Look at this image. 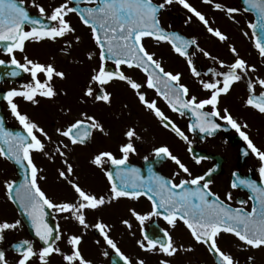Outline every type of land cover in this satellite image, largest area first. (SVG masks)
<instances>
[{
	"label": "snow or ice",
	"instance_id": "1",
	"mask_svg": "<svg viewBox=\"0 0 264 264\" xmlns=\"http://www.w3.org/2000/svg\"><path fill=\"white\" fill-rule=\"evenodd\" d=\"M200 2L214 12L223 13L233 23H239L238 15L251 14L254 20L248 21L247 28L251 32L252 46L258 54L259 63L264 66V0H242L241 7L228 6L220 0ZM81 4L85 6L81 7ZM176 5L185 10V25L192 23L195 18L211 37L221 43L228 41V36L219 28H214L206 15L190 0H62L56 6H45L40 0H30L29 6L36 10V16L29 13L25 0H0V43L5 45L3 52L8 57L7 61L0 59V66H10L12 70L6 74L11 77L26 73L31 78L29 83L21 85L19 89H10L2 95V100L6 102L23 134L7 130L0 122V144L3 145L0 147V158L14 162L24 170V179L18 185L11 180L5 181L4 190L7 200L17 206L39 241L38 248L29 239L14 244L12 247L17 255L11 262L5 251L0 250V264H51L53 256L60 257L62 264H92L80 249L84 232L89 229L99 234L103 245L118 258L117 264H146L145 258L132 257L121 250L110 235L112 225L101 218L91 224L87 219L89 212H96L122 198L139 200L141 197L151 202V211L141 214L133 208L128 209L131 217L140 225L142 238L137 239L135 244L140 252L161 257L157 264H172L171 258L177 254L194 251L191 246L178 245L171 235L170 230L175 229L178 222L187 228L197 245L206 248L215 264H240L238 259L219 247L218 238L221 234L235 237L239 242L237 247L242 252L264 251V150L258 148L245 131L247 123L234 118L227 107H220L221 98L227 96L234 85L244 82L247 96L243 106L264 116V75L260 74L256 64H250L243 58L232 44L227 45L232 59L225 61L201 47L195 37L186 38L172 30L170 25L165 27L161 16ZM70 14L77 16L80 23L90 30L95 50L85 54L86 60L94 61L98 57V63L89 70L79 103L91 102L93 105L111 107L113 93L109 88L113 83L121 82L162 128L184 142L188 141L185 132L161 110L156 99L147 98L142 88L153 90L171 112L181 117L190 114L191 121L187 126L189 132L198 130L213 136L222 127L220 122H223V125L234 129L247 146L249 151L244 155L251 154L259 161L258 182L239 178L236 172L232 173L234 179L230 187L235 189L243 186L251 193L249 199L254 200V203L250 210L233 208L226 203L225 200L232 199L231 193L222 200L211 190L212 181L207 178L214 169L193 176L189 167L166 145L154 147L152 155L170 160L178 171L168 178L153 173L149 164L150 175L143 176L139 168L129 165V157L137 154L135 141L141 140L134 127H128L123 132L124 141L117 146L119 155L105 150L93 154L89 160L90 165L103 171L108 183L107 193L97 195L80 185L68 154L76 146L86 145L94 132L108 136L104 124L95 116L81 112L80 118L55 128V135L62 139L54 141L36 121L26 113H21L14 101V98L20 97L38 106L41 103L39 98L51 102L58 95H67L66 90L55 86L57 79L65 81L68 78L67 73L58 70L54 63H41L29 58L25 48L26 43L38 44L45 40L57 43L63 40L64 46L60 51L71 57L74 45L80 44L82 39L75 34L76 29L67 19ZM243 34L249 36V32ZM146 38L157 46H170L173 53L183 58L191 77L199 85L197 93L181 82L182 73L165 69L163 60L146 48ZM17 52L23 54L22 62L16 58ZM196 53L212 61L213 66L203 73L199 71L193 60ZM125 69L143 73V84L128 75ZM123 107L127 108V105ZM62 111L68 115L71 109ZM45 141L54 144V149H50ZM33 153L41 154L50 161L60 160L63 167L56 170L57 176L70 186L74 193L72 200L55 201L41 189L39 181L46 177L40 175L42 169L34 163ZM144 160L147 162L148 157L145 156ZM200 162L201 158H195L196 164ZM105 165H109L110 169H106ZM180 173L190 178L175 182V177ZM239 203L244 205L247 201ZM51 212L64 214L62 218L78 226L80 231L65 233L59 223L50 226L46 217ZM152 217H158L168 225L167 229H160L162 236L149 237L146 234L145 222ZM120 223L132 229L129 219H121ZM21 226L20 219L0 220V241L4 240L5 233ZM59 242L65 243L68 250L62 249ZM96 243L100 244L101 241L98 239ZM102 255L108 257L109 253L104 251ZM246 260L247 264H255L252 254Z\"/></svg>",
	"mask_w": 264,
	"mask_h": 264
},
{
	"label": "flooded vegetation",
	"instance_id": "2",
	"mask_svg": "<svg viewBox=\"0 0 264 264\" xmlns=\"http://www.w3.org/2000/svg\"><path fill=\"white\" fill-rule=\"evenodd\" d=\"M45 6H56L62 0H40ZM190 2L202 11L209 19L214 28H219L221 32L228 36L226 43L219 42L215 37H211L206 32L203 25L193 18V22L185 25V10L178 5L173 6L169 11L161 16V21L165 27L171 26L179 34L186 38L195 37L200 46L208 50L212 55L218 56L220 59L230 61L231 54L227 51V45H234L241 56L245 58L250 64H256L260 69V74L264 75V66L260 65L259 57L256 50L252 46L251 32L247 28V23L254 20L251 14L244 13L237 16L239 23H233L227 19L223 13L212 11L209 6L203 5L200 0H190ZM221 3L241 7L238 0H220ZM30 0H25V7L29 13L36 16V10L31 8ZM72 6V5H70ZM81 7L85 5H80ZM90 6V5H89ZM70 20L71 25L76 29V35H79L82 42L74 45L71 57L65 56L60 49L64 46L63 40L57 43L51 41H43L41 43H26L25 54L33 60H38L41 63H54L58 70L67 73L65 81L55 82L57 89H64L67 95H58L54 101H47L42 98L38 106H34L29 102L24 101L20 97L14 98V101L19 106L21 113H26L32 120L36 121L41 127L53 137V140L62 139L55 135V128L65 125L76 118H80V113L84 112L88 115H93L101 123L104 124L105 129L109 132L108 136H103L98 132H94L90 140L84 146H76L75 150L68 154L69 162L72 163L74 168L75 177L78 179L80 185L86 190L91 191L97 195H104L108 191L107 179L103 171L99 168L89 164L91 156L99 151H112L114 154L119 155L117 146L124 141L123 132L128 127H134L138 135L141 136L140 141H135L137 154L129 157V165L137 167L141 170L143 176L150 175L148 171L149 164L151 165L152 172L171 178L173 172L178 171L177 167L166 158L158 159L152 155L154 147L166 145L169 150L178 156L186 166L189 167L193 176L202 175L209 169H214L211 176L207 179L212 181L210 185L211 190L225 200V196L231 193L232 199L225 200L233 208L244 207L245 210H250L253 205V200L249 199L250 191L243 186H238L233 189L230 187L233 181L232 173L236 172L239 178L252 179L259 181L258 167L259 161L252 156L244 155L247 146L240 139L238 133L234 129L223 125L213 135L207 136L200 133L198 130L194 132L188 131V124L191 121L190 114L181 117L177 113L171 112L155 92L150 89L142 88L149 99H156L158 106L162 111L169 116L178 127L188 137V141L184 142L176 137L172 132L162 128L156 119L149 114L139 104L138 100L123 83H113L109 91L113 93V100L111 107L100 105H93L91 102L87 104L79 103V98L82 91L87 84L88 73L92 66L98 63V57L94 61L86 60V53L95 50V45L90 39V30L80 23L79 18L74 14H70L67 18ZM27 30V26H26ZM249 32V36L243 33ZM67 39V38H65ZM144 43H148L149 51L155 52L157 58L163 60V66L167 71L182 73V83L187 84L194 93L198 92L199 85L195 79L191 77L187 69V65L183 58L173 53L168 45L157 46L154 41L145 39ZM23 54L17 52L16 58L22 62ZM0 59L5 61L8 57L4 54L3 49L0 48ZM194 63L197 65L198 70L202 73L207 71L208 67L213 66L212 61L205 59L201 54L196 53L193 56ZM78 61H83L79 63ZM10 66H0V93L4 94L10 89H19L21 85L30 82V76L22 73L18 77H11L6 73L10 72ZM126 73L130 75L137 82L143 84L144 76L139 70L125 69ZM207 79V77H205ZM259 91V89L257 90ZM202 95V94H201ZM247 96L246 85L244 82L237 83L233 86L232 90L227 96L221 98L220 107L223 109L227 107L231 114L241 123H247L248 128L245 131L256 144L258 148L264 150V116L260 115L253 109L243 106V101ZM127 105L124 108L123 105ZM71 109L68 115L64 114L62 109ZM0 112L4 120V125L12 129L23 131L18 122L11 116L6 102L3 100L0 103ZM50 149H54V144H48ZM34 163L38 168L42 169L40 175L46 177L45 180L39 181L41 189L53 200L64 201L72 200L74 193L70 186L58 179L57 169L62 168L59 159L50 161L41 154L35 153ZM148 157V161L144 157ZM195 158H201L199 164L195 163ZM106 169H110L109 165H105ZM186 174L180 173L175 177V182L180 179H189ZM17 181V175L12 164L0 158V220L14 221L20 219L22 226L15 230L5 233L3 241H0V250H4L8 260L14 261L16 253L13 245L29 239L33 241L34 247H39V241L32 238L29 232L28 221L26 222L19 217L13 204L9 202L5 195L4 183L5 181ZM239 201H247L246 204L241 205ZM133 208L141 214L151 211V202L146 197H141L139 200H128L122 198L119 201L113 202L96 212H89L87 219L88 222L94 223L97 218H101L104 222L112 225L110 235L117 242L121 250L132 257L140 256L146 259V264L157 263L161 258L159 256H151L146 253L140 252L136 247L135 241L141 239L140 225L131 217L128 209ZM64 214H56L51 212V226L60 224L61 229L65 233H76L80 229L73 223L65 221L62 217ZM55 217V218H54ZM121 219H129L132 224V229H127L120 223ZM145 232L149 237H156L157 230L160 232L161 228H168V225L158 217H152L151 220L146 221ZM171 235L178 245L189 246L190 234L182 222L177 223L175 229L170 230ZM235 238V237H234ZM100 240L101 243L97 244L96 241ZM60 247L67 251V246L63 242H59ZM197 245V244H196ZM198 246V245H197ZM202 254L206 257V262L202 258L194 257L192 262L189 259V253L181 252L175 257L171 258L172 264H214L211 255L207 252L203 245H199ZM223 251L224 248L219 246ZM81 252L86 259L92 261V264H117L118 258L103 245L102 238L99 234L92 229L84 232L83 241L80 246ZM108 251V257H104L102 252ZM51 264H62L61 258L53 256Z\"/></svg>",
	"mask_w": 264,
	"mask_h": 264
},
{
	"label": "rangeland",
	"instance_id": "3",
	"mask_svg": "<svg viewBox=\"0 0 264 264\" xmlns=\"http://www.w3.org/2000/svg\"><path fill=\"white\" fill-rule=\"evenodd\" d=\"M145 46L147 49L150 47L148 43H145ZM45 143H48V142L45 141ZM32 155H33V161H34L36 154L33 153ZM238 243H239L238 241L233 239V237H231L228 234H221V236L218 238V245L224 248L226 252L230 253L234 258L238 259L240 261V264H247L246 257L249 254H252L255 256V264H264V251L257 250L254 253L242 252L237 247ZM189 246L194 248V251L189 252V259L191 262L194 257L202 258L204 259L205 262L207 261L206 257L202 254V251H201L202 248L200 249V246L199 245L197 246L196 243L192 241L191 239H189ZM154 264H157V263H154Z\"/></svg>",
	"mask_w": 264,
	"mask_h": 264
},
{
	"label": "water",
	"instance_id": "4",
	"mask_svg": "<svg viewBox=\"0 0 264 264\" xmlns=\"http://www.w3.org/2000/svg\"><path fill=\"white\" fill-rule=\"evenodd\" d=\"M240 2L242 3V0H240ZM4 47H5V45L3 44V43H0V48H2V49H4ZM2 101V94H0V102ZM0 122H2L3 123V125H4V120H3V118H2V115H1V112H0ZM5 127V126H4ZM7 130H9V131H12V132H20V131H18V130H10L8 127H5ZM21 134H23L22 132H21ZM0 147H3V145L2 144H0ZM11 162V161H10ZM12 164H13V166H14V168H15V170H16V174H17V176H18V180H17V182H16V184L18 185L23 179H24V170L23 169H21L19 166H17V165H15L14 164V162H11ZM14 206H15V208H16V210H17V212H18V214H19V216L22 218V219H26L25 217H23L21 214H20V212H19V210H18V208H17V206L14 204ZM46 219L48 220V222H49V224H50V226H51V222H50V220H51V216H50V214L46 217ZM29 225V224H28ZM29 232H30V234L32 235V237H34L35 239H37L34 235H33V233H32V230H31V227H30V225H29ZM159 235V234H158ZM38 240V239H37ZM214 259V258H213Z\"/></svg>",
	"mask_w": 264,
	"mask_h": 264
}]
</instances>
